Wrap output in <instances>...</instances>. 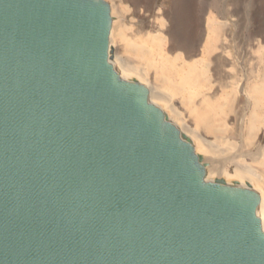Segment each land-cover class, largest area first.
Here are the masks:
<instances>
[{"label":"water","instance_id":"1","mask_svg":"<svg viewBox=\"0 0 264 264\" xmlns=\"http://www.w3.org/2000/svg\"><path fill=\"white\" fill-rule=\"evenodd\" d=\"M110 27L105 0H0V264H264L258 191L206 179Z\"/></svg>","mask_w":264,"mask_h":264},{"label":"bare ground","instance_id":"2","mask_svg":"<svg viewBox=\"0 0 264 264\" xmlns=\"http://www.w3.org/2000/svg\"><path fill=\"white\" fill-rule=\"evenodd\" d=\"M123 1H128V6L122 19L138 34L133 46L143 65V84L148 88L150 100L161 108L163 104L166 115L171 116L168 119L177 127L192 132V138L203 146L206 153L216 154L220 151L221 158L211 162H216L214 167L217 174L234 175L251 182V187L260 196L258 217L264 231V83L249 88L248 71L243 72L242 67L237 66L234 82L232 80L235 91L233 99L230 103H219L214 98V92H208L207 95L202 91L206 86L208 89L212 88L207 76L209 63L205 66L200 65L201 60H188L195 55L196 49L193 27L189 28L187 22L194 21L195 18L198 20L197 17L191 16L188 9L180 11L186 30L178 32V36L184 41L178 42L172 36L174 20L170 16L169 6L164 5L162 0L159 1V7L150 12L138 9L137 2ZM178 21L181 26L180 20ZM116 30L111 22L109 42L113 50L118 49L113 42V38L119 35ZM228 37L231 41L225 23L207 20L204 52L209 55L217 51V58H223L228 52L223 41ZM217 38L221 39L219 44ZM247 54L248 48L245 47L239 52L232 50L231 59L234 63L244 62ZM112 61L120 77L127 79L126 75L120 74L124 63L118 57ZM261 61L264 66V54ZM222 62L225 64L232 61L223 58ZM244 94L249 97L247 101L244 100ZM199 96L197 100L196 97ZM244 103L245 105H241ZM227 109L234 110L233 114H229ZM244 109H248L247 114ZM231 123L233 125L230 126ZM235 135L243 136L241 143L240 140L235 141ZM222 143L224 146H221ZM230 165L234 166L233 173L229 171Z\"/></svg>","mask_w":264,"mask_h":264},{"label":"rangeland","instance_id":"3","mask_svg":"<svg viewBox=\"0 0 264 264\" xmlns=\"http://www.w3.org/2000/svg\"><path fill=\"white\" fill-rule=\"evenodd\" d=\"M105 1H107L110 5L111 22L114 26H116V31L119 32V35H116L113 38V42L118 46V49L113 50L112 48L111 59L115 60L118 57V59L124 63L125 66L122 72L120 71V74L126 75L127 79L138 80L139 82L143 83V65L135 51V47L133 46L134 41H136V38H138V34L133 31L132 27L127 21L122 19L123 15L126 14L128 1ZM132 1L137 2L138 9L150 12L152 10H156L159 7V1L161 0ZM162 1L164 5L166 4V6H169L168 8L170 11V16H172V19L174 20L172 36L175 38V41L178 40V42H184L181 39L182 37L180 38L178 36L179 31L183 32V30H186V27H183L185 21L181 20L182 15L180 11L182 9H188L189 14L194 18L197 17L198 19L196 20L195 18L194 21L192 20L191 22H187L189 28L193 27V34L195 37L194 49H196L195 55L190 56L188 60H201L200 65L203 64L205 66L207 63H209L207 67V76L210 79L209 81L213 89H208V86L203 87L202 91L205 94L208 95L209 93L214 92V98H216L219 103H230L235 92L232 80L234 82L235 68L237 66L242 67L243 72L248 71L249 78L247 84L249 88H251L253 85L264 83V66L262 65L263 63L261 61V56L264 54V0ZM178 20H180L181 26L178 24ZM207 20L213 21L215 23H225L226 27L228 28L231 41L229 40V37L223 41L227 46L226 49L228 50V52L223 55V58L233 62L231 59L232 50L239 52L243 47H245L246 49L248 48V54L244 62H226L223 64V58H217V51L212 52L209 55L204 52V48L207 43ZM217 39L219 44L221 39ZM199 98L200 96L196 97L197 100ZM248 98L246 94H244V100L246 99L245 101H247ZM224 99L228 101H225ZM241 105H245V103ZM161 106L162 109H164L163 104H161ZM233 107L234 105H232V108ZM227 111L232 115V111L234 110L227 109ZM246 111L248 112V109H244V113L247 114ZM167 117L171 118L170 114H167ZM231 125H233V123H231L230 126ZM178 128L189 138L193 151L200 154L202 162L206 167V179L222 181L228 184L237 183L240 185L252 186L251 182L247 179H243L234 175L231 176L226 174H217V169L214 167L216 162H211L221 158L220 151L216 154L206 153L203 146H201L195 138H192V132L188 131L187 129H183L180 126ZM237 136L238 135H235V141L240 140L241 143L243 136ZM221 146H224V144L222 143ZM233 169L234 166L230 165L229 171L231 173H233Z\"/></svg>","mask_w":264,"mask_h":264}]
</instances>
